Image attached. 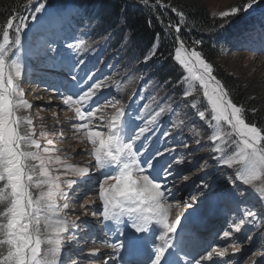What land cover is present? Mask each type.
I'll return each mask as SVG.
<instances>
[{
    "label": "snow or ice",
    "instance_id": "6c2138e0",
    "mask_svg": "<svg viewBox=\"0 0 264 264\" xmlns=\"http://www.w3.org/2000/svg\"><path fill=\"white\" fill-rule=\"evenodd\" d=\"M136 2L145 7L149 5V0ZM257 3L258 0H246L242 6H231L220 11L218 17L224 21L220 29L231 23L232 18L254 11ZM155 5L160 8L171 7L161 3V0H155ZM46 8L45 3H39L28 16L11 15L6 23L0 25V264H79L77 260L63 255L64 251L71 250L74 242V237L68 233L70 230L79 231L81 221L79 216L69 218L66 210H72L68 201L77 198L72 193L79 192L87 185L93 173L103 177L98 180L103 221H110L117 230H121L122 225L132 229L124 235L130 248L140 250V258L134 264H180V253H184L185 257L192 255L186 250L185 237L180 230L181 213L177 211L174 217L170 215L173 207L180 208V202L177 201L175 205L168 202L170 190L157 178L161 174L170 176L173 164L179 165L183 160L176 159L169 164L164 157L174 149L165 148L163 152L155 150L153 154L147 139L137 143L152 131L151 126L162 116L176 112L175 105L160 107L154 114L147 113L145 119L143 115L134 117L133 113H143L149 104H145L144 109L129 112L114 96L101 103L100 90L108 87L107 78L97 80L87 90H83L81 83H87L84 77L87 76L88 80L95 77L89 74L90 70L82 67L83 60H73L71 55L61 56V62L71 77L67 83L72 92L62 96V103L74 113L77 122L73 123V130L79 134L82 142L90 145L83 150L90 159L73 164L66 162L67 157L62 159L60 155H54L59 149L52 147L53 139L48 138L49 133L43 130L45 125L41 122L39 135L46 139V144L42 146L36 138L34 120L27 113L33 105L24 98L25 89L21 86L25 70L21 62V49L24 48L23 33L30 28L27 22L29 17L37 21L38 14ZM171 11L176 13L178 22L162 23L161 27L164 37L171 36L176 45L174 60L187 73L181 80L188 84L183 95L191 97L197 90L198 82L207 105L204 110H200V104L193 102L191 107L197 110L198 116L211 131L213 151L219 154L215 158L235 170L234 179L230 177L231 182L238 181L248 186L257 201L264 204V125L258 126L257 122L247 118L249 111L255 113L257 110H249L244 104L233 102L230 89L213 74V65L197 50L196 46L202 41H192L189 47L180 35L186 23L185 12L177 7H171ZM157 20H162V17L158 16ZM148 25L152 26L151 19ZM155 36L156 40H160L161 33ZM108 39H111L110 35L105 37V41ZM85 48L83 39L68 45L69 50L84 51ZM158 50L159 44L154 42L149 54L144 56V62L152 59ZM43 51L47 56L49 52L55 54L58 49L45 41ZM52 58L55 59V56ZM78 72L83 75H78ZM156 99L152 97L151 101ZM56 117L54 111L52 118ZM136 121H140L141 126H137ZM68 122L72 123L71 118ZM184 123L180 113H176L171 127L182 128ZM190 131L194 135L198 134L195 127ZM169 134L168 131L163 133L165 137ZM196 142L199 143V140ZM226 142L235 148L231 155L228 154L231 148L224 147ZM183 147L187 148L188 145ZM52 165L60 166L63 172L54 175ZM202 167H207V162ZM201 187L210 186L201 181ZM248 194V191L239 193L241 202ZM190 199L196 201L197 197L192 196ZM90 206L95 207V202L90 199L79 205L85 214ZM184 206H188L187 202ZM91 215L96 216V211H92ZM262 221L264 208L254 211L245 206L243 219L236 225L235 232H242V226L247 225L261 224L264 228ZM84 223L88 222L85 220ZM233 235L232 230H226L221 239L227 240ZM85 236L86 233L81 238ZM251 239L248 237V242ZM150 242L151 248L148 247ZM103 246L118 251L123 244L118 242ZM259 247L264 249V244ZM229 251L235 257L243 252V248L239 243L213 248L200 259L193 257L187 260L186 264H205L206 261L210 264H234L232 258L214 260V257H227ZM100 254L99 248L88 249L85 257L88 264H97L93 258ZM235 264H239V261ZM251 264H264V251L254 253Z\"/></svg>",
    "mask_w": 264,
    "mask_h": 264
},
{
    "label": "rangeland",
    "instance_id": "374dc122",
    "mask_svg": "<svg viewBox=\"0 0 264 264\" xmlns=\"http://www.w3.org/2000/svg\"><path fill=\"white\" fill-rule=\"evenodd\" d=\"M197 1H200L207 8L211 16H218L220 11L227 10L231 6H242L246 2V0ZM38 4V1L32 2L29 6V11L24 16H28L31 11H34ZM87 6L89 8L64 6L57 7L56 10L47 7L45 9L47 12L45 20L40 24H35L33 27L40 30L43 23L46 25L60 21V27L51 28L57 35L48 44H52L57 49L63 48L65 51L64 56L71 55L73 60L84 61L82 67L90 70L89 74L95 78L88 80V77L85 76L84 80L87 83L82 82L80 85L83 90H87L97 80H105L107 78L108 87L100 90L101 103L104 99H111L114 96L121 101L129 112H132L133 109H144V105L149 104V108L143 113L139 111L133 113L134 117L135 115H143L145 119H147V113L154 114L159 111L160 107L175 105L176 112L162 116L155 125L151 126L152 131L146 134L142 141L137 142L140 144L147 139L153 154L155 150L163 152L165 148L174 149L173 152L165 154L164 159L169 164L176 159L183 160V163L179 165L173 164L170 176L165 177L161 174L157 178L165 185L166 189L170 190L168 202L173 205L177 201L180 202V208L173 207L170 215L174 217L177 211L181 213L180 230L182 232L189 229L194 230L197 228L196 226L194 227V224L210 220L211 217L215 218L218 215L221 220L218 230L209 239V247L195 259H200L213 248L228 247L233 243H239L243 248L242 253L233 257L231 251H229L227 257H214V260L232 258L234 264L236 261H239V264H251L253 254L264 251V249L259 247L260 244H264V239H262L264 237V228H262L261 224L256 226L247 225L242 226V232L236 233L235 227L243 219L245 206L256 211L264 208V204L257 201L248 186H244L238 181L235 183L231 182L230 177L234 179L235 170L228 168L215 158L219 154L213 151L214 143L210 140L211 131L206 122L200 119L197 110L191 107L193 102L200 104V110H204L207 105L206 99L203 98V90L198 87V82L197 90L193 95L185 97L183 93L188 88V84L182 83L181 80L177 83H173L172 80H167V83L166 81H161L159 77L154 75L155 71L153 70L155 69L149 72V67H143L142 63L140 66L141 60L135 51L132 50L128 39H124L119 43L114 38L105 41V38L98 37L94 30L95 22L92 18V14H95V7L92 5ZM234 21H245L246 23L254 24H252L251 30L243 40L245 47L240 51L230 50V52L224 53L219 61L238 79L243 80L247 84L255 85L260 92L259 99L264 101V31H262V27H264V0H258L254 11L249 14H241L239 18H232L231 22ZM27 22L31 28L32 20L30 17ZM30 28L22 36L24 48L21 49V62L25 65V70L21 78V86L25 89L24 98L33 105L31 109L27 110V113L34 120L36 138L42 146L46 144V139L39 135L42 130L40 127L42 122L45 125L43 130L49 133L48 138L53 139L52 147L59 149L54 155H60L62 159L67 157L66 162L68 163H82L90 159L87 152L83 151L90 145L79 139V134L73 130V123L77 122L74 113L62 103L63 95L72 94L67 83V81L71 80V77L66 72L64 64L58 67L49 64L53 59V53L49 52L46 56L43 50L39 51L32 46L29 40L32 39L31 41L40 44L42 39L39 36L34 39H26ZM81 39L86 42L84 51H77L76 49L68 51L69 44L78 43ZM242 43L240 41L234 42L236 47H242ZM40 45L43 47L42 44ZM30 47L33 48L29 50ZM24 51L29 56L23 55ZM154 60L157 61L155 57ZM156 66H158L157 62ZM41 71H44V74H41ZM183 71L184 76H186L187 73L184 69ZM78 75H83V73L78 72ZM51 77H55L53 81L50 80ZM61 81H63L62 85L60 84ZM180 84L182 85L180 86ZM109 88L111 89V94L109 93ZM152 97L157 99L151 101ZM54 111L57 113L56 119L52 118ZM66 113L67 116L65 115ZM176 113H180L181 119L185 120L182 128L171 127ZM41 118H43L42 121ZM69 118H71L72 123L68 122ZM57 121H59V124H57ZM136 124L141 126L140 121H136ZM194 127L198 134L194 135L193 131H190ZM164 131H168L170 133L169 136L165 137L163 135ZM61 133L63 134L62 136L60 135ZM197 140H199V143L196 142ZM185 144L188 145L187 148L183 147ZM224 147L231 148L229 155L235 152V148L231 147L230 142H226ZM205 162H207V167H202ZM51 167L54 175L63 172V168L58 165H52ZM185 176L188 177L187 180L184 179ZM99 179H103V177H97L93 173L92 180L87 185L79 192L72 193L77 198L68 201L72 210H66L69 218H75L76 216L81 218L80 226L90 227L93 239L86 241L87 238H81L80 231L70 230L68 235L74 237L75 244L72 243L71 250L64 251L63 255L77 260L79 264H88V259L85 258L88 249L99 248L101 254L93 258L97 261V264H105L106 261L109 264H121L120 256L127 252L130 247L126 243L127 237L120 235V233L129 232L130 227L127 229L126 226L122 225L121 230H117V227L110 221H103L100 215L102 204L98 199ZM201 181L210 187H201ZM241 191H248L249 193L243 198V202H241L239 196ZM33 192L36 194L35 189H33ZM192 196L197 197V200L192 201L190 199ZM86 199L95 202V207L90 206L87 214L79 207L80 203H83ZM185 202H187V207L184 206ZM60 203H63V201ZM253 205L255 207H252ZM92 211H96L97 215L92 216ZM85 220L88 222L87 224L84 223ZM218 223L219 221L217 220L216 225ZM262 224H264V221H262ZM105 225H108V227ZM226 230H232L234 235L232 238L222 240V233ZM248 237H252L251 242H248ZM93 240L98 242H92ZM118 242L123 244L118 251L111 247L103 246ZM205 264H210V262L206 261Z\"/></svg>",
    "mask_w": 264,
    "mask_h": 264
},
{
    "label": "trees",
    "instance_id": "16d2710c",
    "mask_svg": "<svg viewBox=\"0 0 264 264\" xmlns=\"http://www.w3.org/2000/svg\"><path fill=\"white\" fill-rule=\"evenodd\" d=\"M36 0H31L34 2ZM50 7H63L73 4L78 7L92 5L95 7L93 21L95 22V33L99 38L110 35L111 39L121 42L128 39L132 50L139 56L144 66L155 69L156 77L161 81L172 80L173 83L180 82L184 77L182 67L174 60V49L176 45L171 36L164 37L161 24L167 25L169 21L178 22L176 13L171 7H177L186 14V23L181 29L180 35L191 47L192 41L197 39L202 43L197 45L204 58L214 67V75L220 79L231 91L233 102L244 104L247 109H256L255 113L248 112V120L257 122L258 126L264 125V101L260 100V92L255 85H250L238 79L230 73L220 57L232 51H240L245 47L243 40L251 30L250 22H231L223 29L220 25L224 23L218 16H211L207 8L197 0H161L163 4L171 7L160 8L155 5V0H149L148 7L138 4L136 0H37ZM29 0H0V25L6 23L11 15L26 14L29 11ZM162 17L158 21L157 17ZM151 19L152 26L149 27L148 20ZM173 35H175L174 30ZM161 33L160 40H156V33ZM240 41L242 47H236L234 42ZM159 44V50L148 62L143 58L149 54L153 44ZM234 47V48H232ZM138 59V60H139ZM156 62L158 66H156ZM141 69V67H140ZM182 84H180L181 86ZM181 88V87H180Z\"/></svg>",
    "mask_w": 264,
    "mask_h": 264
},
{
    "label": "bare ground",
    "instance_id": "6f19581e",
    "mask_svg": "<svg viewBox=\"0 0 264 264\" xmlns=\"http://www.w3.org/2000/svg\"><path fill=\"white\" fill-rule=\"evenodd\" d=\"M68 6H71V5H68ZM73 8H77V7H75V6H72ZM46 16H47V12L46 11H44V12H42V13H40L39 14V19L37 20V21H32V25H31V28H30V31L28 32V34H27V38L26 39H30V38H36V37H40L42 40V42L40 43V44H42L43 45V47L38 43V42H33V41H31L32 39H30L29 41L30 42H32L31 44H32V46L35 48V49H37V50H39V49H42V48H44L45 47V41H47V43H50V41H51V39L55 36V35H57V33L55 32V31H52L51 30V28H58V27H60V21L58 20V21H56V22H54V23H52V24H46V25H44V23H43V25H42V27L40 28V30L39 29H36L35 27H33L35 24H40V23H42L43 22V20H45L44 18H46ZM33 47H30L29 48V50H31ZM61 48V47H60ZM24 53H26V54H28L26 51H24ZM23 55H25V54H23ZM29 55V54H28ZM63 63L61 62V61H59V59H58V63L56 64V66H60V65H62ZM46 73H47V71H45ZM45 76V75H44ZM53 78H55V77H53ZM53 78L51 77V79L50 80H52L53 81ZM48 81V80H47ZM56 81V80H55ZM61 83H63V81H61L60 82V84ZM62 85V84H61ZM217 220L218 219H216L214 222H213V225H216V222H217ZM204 222H206V224H209L210 222H207V221H204ZM129 227H127V229H128ZM130 230H129V232H131L132 231V229L131 228H129ZM211 229H213V227L211 228ZM86 230H88V229H86ZM84 232V231H83ZM93 235V234H92ZM120 235H124V233H120ZM96 242L97 240H93L92 242ZM98 242V241H97ZM148 247L149 248H151L152 247V243L150 242L149 244H148Z\"/></svg>",
    "mask_w": 264,
    "mask_h": 264
}]
</instances>
